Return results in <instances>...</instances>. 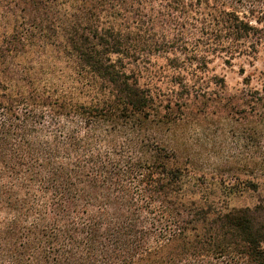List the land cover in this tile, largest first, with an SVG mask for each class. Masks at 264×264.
Returning a JSON list of instances; mask_svg holds the SVG:
<instances>
[{"label": "trees", "instance_id": "trees-1", "mask_svg": "<svg viewBox=\"0 0 264 264\" xmlns=\"http://www.w3.org/2000/svg\"><path fill=\"white\" fill-rule=\"evenodd\" d=\"M263 42L264 0H0V264H264V83L215 192L159 138L205 92L183 65Z\"/></svg>", "mask_w": 264, "mask_h": 264}, {"label": "rangeland", "instance_id": "rangeland-1", "mask_svg": "<svg viewBox=\"0 0 264 264\" xmlns=\"http://www.w3.org/2000/svg\"><path fill=\"white\" fill-rule=\"evenodd\" d=\"M209 57L207 68L203 71L195 69L196 66L189 63L183 65L181 71L187 74L186 83L190 87H201L205 92L199 96L190 95L182 99V109L174 115L176 120L172 124L173 131L168 135H159V138L169 142L176 150L179 164L187 163L191 176L204 174L207 178H214L208 190L215 192V180L232 173L230 163L236 161L238 145L243 143L238 138L241 126L235 121L237 116L228 114L226 110L227 96L238 95L240 90L246 87V80L250 86L264 83V42L252 55L239 54L229 58L224 54H215ZM49 59L53 60L54 57ZM163 62L162 59L157 60L158 65ZM156 70L155 76L147 81L160 86L163 92L175 101L171 92L175 86L170 82L173 71L167 67ZM143 80L146 81L144 77ZM230 126L235 128V133L230 132ZM229 154L233 156L231 162H228ZM256 199L257 193L246 190L232 197L230 204L252 205Z\"/></svg>", "mask_w": 264, "mask_h": 264}]
</instances>
